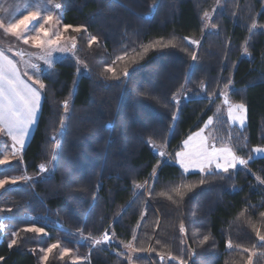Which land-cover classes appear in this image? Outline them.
<instances>
[{
  "label": "trees",
  "instance_id": "obj_1",
  "mask_svg": "<svg viewBox=\"0 0 264 264\" xmlns=\"http://www.w3.org/2000/svg\"><path fill=\"white\" fill-rule=\"evenodd\" d=\"M50 1L61 5L76 47L42 75L34 132L22 158L0 169V179H35L0 192V264H40L41 251L57 242L88 260L53 249L43 264H179L171 256L248 264L240 248L264 264L257 236L264 234V157L253 158L264 148V0ZM205 11H214L209 23ZM227 90L230 102L245 105L247 124L231 127L221 114L215 143L248 164L200 184L205 174L162 161L149 141L173 155L216 114ZM183 91L189 98L177 103ZM51 163L40 177V166ZM182 183L194 187L182 196L171 191ZM105 232L114 242L92 249Z\"/></svg>",
  "mask_w": 264,
  "mask_h": 264
},
{
  "label": "snow or ice",
  "instance_id": "obj_2",
  "mask_svg": "<svg viewBox=\"0 0 264 264\" xmlns=\"http://www.w3.org/2000/svg\"><path fill=\"white\" fill-rule=\"evenodd\" d=\"M47 2H50V0H47ZM24 6L28 7L27 0H24ZM45 6L46 0H39V2L33 6L35 10H29L26 15L22 16V18L10 21L6 27L4 26L3 22L0 21V28H4L6 33L12 34L13 36L17 37V39H22L23 43L25 44H28L29 41H32L35 47L47 49V51L42 53L38 59L43 60L49 67H51L53 64L52 51L55 50L53 46L59 45L61 35L59 33H50L49 30L44 27V24H47L54 19L50 12L41 16V9ZM53 7L55 9H60L61 5L57 3L54 4ZM203 15L205 18L210 19L209 13L207 11H205ZM41 19L43 20V23H41L38 27L33 26V29L31 30L35 34L25 35V32L29 30V25L32 23V21ZM213 27H215V25H213ZM252 29H256L255 23H253ZM41 34L44 37L43 39L41 38ZM52 36L55 38H51ZM95 40L96 37H92L91 42H94ZM159 43V41H156L153 44L145 46L144 52L146 53L150 47H155ZM191 43L197 44L199 42L192 40ZM168 44L174 46V41H169ZM75 47L76 45L73 44L72 48ZM11 50V48L8 49V51ZM58 50L63 52L66 49L59 47ZM245 52H247L246 48ZM16 55L22 57L24 53L16 52ZM192 59H196L195 54L192 55ZM26 64L36 73L41 71L38 64L27 61ZM107 70L112 71V69ZM127 74V71H125L124 75ZM36 84L40 85V89L44 88V85L41 83L40 79L36 80ZM181 87L183 88V86ZM40 102L41 91L31 83H28L26 80L22 79L15 61L6 55L3 49H0V133L6 132V135L11 137L12 141H14L12 147L16 152H19L23 149L25 140L29 134V129L33 124L36 123L37 113L40 109ZM224 103L228 105L229 118L234 123L238 122L241 126H243L245 122V113L247 111L245 105L243 103L232 104L230 103L227 96L224 99ZM64 108L67 111V101L64 102ZM217 111H219V109ZM212 124L213 118L209 117L204 125V129L208 128ZM204 129L194 133L184 141L185 147L189 149L188 151L176 153V155L180 158V163L185 171H188L189 168H197L199 169L200 173L205 174L199 180L200 184L205 183L207 177H214L218 175L214 168L220 169L227 173L230 169H235L237 165L248 164V160L238 156L232 147L216 148L214 145L210 146L207 143V137L203 135ZM53 139L55 140V138ZM149 142L153 143V146L157 148L160 156L165 155L164 145H156L151 140ZM253 152L257 155H264V148L256 147L253 149ZM0 155H3V153H0ZM53 159H55V157H53ZM7 160L8 158L5 155L3 159H0V165L7 163ZM40 168L42 171L47 170L44 165H41ZM153 171L155 172V169ZM19 179H21V177L12 178V183H15ZM23 179L31 180V177H24ZM8 182L9 181L7 179L0 180V187H3ZM135 187L142 188L145 186L137 184ZM192 187H194V185L182 183L179 186L171 189V191L182 196V189L191 190ZM161 195H163V193H161ZM240 215L243 216L244 213L241 212ZM261 215L264 216V213ZM2 227L3 225H0V228ZM26 231L42 233L44 232V229L33 227L26 229ZM180 231L182 233L185 232L183 224L180 225ZM80 235L83 236V230H80ZM257 236L259 241L264 242V234H261L259 230H257ZM208 239V236H204L202 242H206ZM132 240H136L135 235L132 236ZM109 241L110 237L107 232L103 234L101 239L92 238L93 245L107 244ZM11 243L15 244L16 241L13 240ZM157 243H159V241H157ZM58 244L59 242L57 244L50 245L46 252H52L54 248L58 247ZM125 247L131 248L132 244H126ZM227 247L229 249L233 248V242L231 240L227 241ZM237 247L240 248V246ZM240 250L249 254L248 264H252L251 257L257 255V253L248 248H240ZM70 251V249L64 248L60 253L61 258H63V256ZM259 255L264 256V253H259ZM43 259L46 261L48 259V255L46 254ZM161 259H163V257H161ZM171 259L178 260L179 264H184L183 259L178 256H171Z\"/></svg>",
  "mask_w": 264,
  "mask_h": 264
},
{
  "label": "rangeland",
  "instance_id": "obj_3",
  "mask_svg": "<svg viewBox=\"0 0 264 264\" xmlns=\"http://www.w3.org/2000/svg\"><path fill=\"white\" fill-rule=\"evenodd\" d=\"M220 1L221 0H217V2H218L217 3V6L220 3ZM48 4H49L48 11L53 15L54 19L51 22H49L47 24H44V27L46 29H48L50 33H59L61 35V39H60L59 45L53 46V48L55 50L52 51L53 64H52L51 67H49L43 60L38 59V57L42 53H44L45 51H47V49H41V48L35 47L34 46V43L32 41H29L28 44H25V43H23V40L22 39H17V37H15V36H13L11 34V49H12L11 51L18 58L16 60V63L21 68V72L24 75L25 79L27 81H29L33 86H35L36 88H38L40 91H42V89H40V85L39 84H36V80L37 79H40V81H41L42 75L44 73H46L47 71L51 70L52 67L55 65V63H57L58 61H60L62 58H64L67 55H73L74 48H72V45L75 44L74 40L73 39H70L68 37V35H67V31L68 30H71V28H69L67 26H64L61 23V21H60V18H59V9H55L53 7L54 3H52L51 1L48 2ZM213 13H214V11L209 14L210 19L206 18L207 23H209L211 21V19L213 17ZM41 23H43V20L32 21V23L29 25V30L25 32V35H34L35 33L33 31H31L33 29V26H37L38 27ZM41 38L42 39L44 38L42 34H41ZM51 38H55V37L52 36ZM191 41L192 40H189L190 43H191ZM192 45H194V46L197 47L199 45V43L192 44ZM59 47H63L66 50L63 51V52H61V51L58 50ZM16 52H22V53H24V55L22 57L21 56H18V55H16ZM26 61L27 62H30V63L38 64L40 66L41 71L39 73H36L31 67H29L26 64ZM41 83H42V81H41ZM227 94H228V90H227V92H224L221 95L222 102L218 106L219 111H217L216 114L214 116H212V118H213V124L210 125L206 129H204V125H205L204 124L202 128H200L199 130L196 131V132H199L201 129H204L203 135L207 137V143L210 146L211 145H214L216 148L229 147L227 145H216V143H215V138H214V133H213L214 129L213 128H214V125H215V121L221 116V114L224 115L228 119L229 125L231 127L232 126H238V127L242 128V127H244L247 124V111L245 113V122H244V125L243 126H241L238 122H235L234 123L229 118V116H228V105H226L224 103V99L227 96ZM188 98H189L188 93L186 91H183V92H181V94L179 96H177L176 102L177 103H180L182 101H186V99H188ZM212 99H214V98H212ZM41 100H42V97H41ZM230 103H232V102H230ZM40 109H41V106H40ZM40 109H39V111H40ZM37 115H38V113H37ZM36 121H37V118H36ZM35 127H36V123L31 126V128H30L31 129L30 130V134H28L27 139L30 140V138H31V136H32V134L34 132ZM196 132H193V133L189 134L182 141V143L180 145V148L177 149L176 151L173 150V155H172V153L170 151H168V149L166 147H164V152H165V155L164 156H160L159 153H158L157 148H155L152 145L153 151L155 152V154H157L161 158L162 161L173 162L174 164H176L186 174H190V173H200L199 172V169H197V168H189L188 171H185L184 168L182 167L181 163H180V158L176 155V153H179V152H182V151H188L189 150L188 148L185 147L184 141L189 136L193 135ZM4 135L5 134L0 133V153H3V155H0V159H3V156L6 155L7 158H8V160H7V163H5L4 165H0V169L6 167L8 165H10L11 163H13V162H15L17 160H20L22 158V153L20 154L19 152H16L15 149H13L12 145L14 144V142L13 141H11V142L7 141L8 139L6 140V138L4 137ZM29 140H27L26 143H28ZM9 147L11 149H13L12 152L9 151L10 150ZM262 157H264V155H257L255 153L253 155V158L254 159L262 158ZM45 167L47 169L46 171H42L41 168H40V175H39L40 177H45L47 175L48 170H50L52 168V163L49 164V165H47V166H45ZM243 167H246V165H237V167L235 169H230L229 171L236 170L238 168H243ZM213 168H214V166H213ZM214 170L216 172H223L220 169H215L214 168ZM20 177H21V179L17 180L15 183H12V178H14V177H12V178H5L9 182L7 184H5L3 187L0 188V192H2L6 188L15 186L17 184L30 183L33 180H35L33 177H31V176H29L27 174H24V175H22ZM24 177H31V180L23 179ZM0 180H4V179H0ZM145 187H147L146 184H145ZM140 189H142V188H140ZM0 218H1V216H0ZM0 225H1V223H0ZM29 228H33V227H28L27 229H29ZM35 228H37V227H35ZM101 238H102V236L100 238H98V239H101ZM113 242H114V240H113V238H111V240L107 244H111ZM57 243H54V244H57ZM90 246L93 249L97 245H93L91 243ZM64 248H68V249L71 250L69 253H67L64 256H70L71 259H72V261H84V260H88V258H89V253L84 254L82 251H80L81 249H71L68 246L63 245L60 242L58 244V247L57 248H54V249H57L61 253ZM47 249L48 248H46V249H44V250L41 251L40 264H43L45 262V260L43 259V257L46 254L49 255V253L46 252Z\"/></svg>",
  "mask_w": 264,
  "mask_h": 264
},
{
  "label": "crops",
  "instance_id": "obj_4",
  "mask_svg": "<svg viewBox=\"0 0 264 264\" xmlns=\"http://www.w3.org/2000/svg\"><path fill=\"white\" fill-rule=\"evenodd\" d=\"M38 2H39V0H27L28 7H25L24 6V0H0V21H2L4 26L6 27L10 21L22 18V16L26 15L29 10H35V8L33 6ZM48 7H49V4L46 0V6L41 9V16L48 14V12H49ZM9 48H11V34L6 33L4 31V28H0V49H3L5 51V54L8 55L10 58H12L16 63V60L18 58H17V56H15V54L12 51H8ZM17 67L20 71L22 79L26 80L24 75L22 74L21 68L18 66V64H17ZM27 82L30 83L29 81H27ZM40 106H41V102H40ZM39 113H40V111L38 112V115H37V121L39 118ZM37 121H36V124H37ZM30 130L31 129H29V134H30ZM3 134L6 135V132ZM5 135H4V137L6 138V140L8 139L7 141L11 142L12 141L11 137H9L7 135L5 136ZM27 140H29V139L26 138L23 149L27 145V143H26ZM23 149L21 151H19L20 154L23 152ZM12 150L13 149L10 148L9 151L12 152ZM3 158H4V156H3Z\"/></svg>",
  "mask_w": 264,
  "mask_h": 264
},
{
  "label": "built area",
  "instance_id": "obj_5",
  "mask_svg": "<svg viewBox=\"0 0 264 264\" xmlns=\"http://www.w3.org/2000/svg\"><path fill=\"white\" fill-rule=\"evenodd\" d=\"M108 233V235H109V237H110V240H111V238H112V235H111V233H109V232H107Z\"/></svg>",
  "mask_w": 264,
  "mask_h": 264
}]
</instances>
